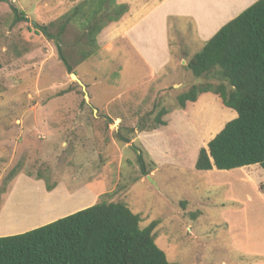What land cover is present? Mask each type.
<instances>
[{
	"label": "rangeland",
	"instance_id": "374dc122",
	"mask_svg": "<svg viewBox=\"0 0 264 264\" xmlns=\"http://www.w3.org/2000/svg\"><path fill=\"white\" fill-rule=\"evenodd\" d=\"M81 1L0 2V209L8 199L0 217V233L37 224L40 220L7 223L15 221L16 213L22 216L38 211L40 200L43 208L59 199L24 181L27 174L41 173L49 182H60L62 189L72 192L70 200L74 202L44 220L101 200L122 201L139 214L141 227L158 221L155 243L170 264H264L262 169L250 165L196 170L195 151L208 140L201 141V130L189 120V112L184 119L170 112V131L161 130L158 137L136 127L146 119L153 123L161 107L179 110L176 96L197 80L204 81L195 79L185 64L205 41L190 25L181 33L183 40L171 32L175 60L183 51L186 56L183 65L170 74V86L163 92L153 89L144 100L143 87H132L112 101L107 111L105 105L112 97L147 74L132 49L120 53L96 47L81 60L78 29L68 28L63 45L72 46L67 52L72 70H67L54 40L35 26L56 22ZM10 4L27 19L14 22ZM56 25L49 27L51 33L56 32ZM155 81L151 79L150 84ZM128 127L136 128L129 133ZM118 132L129 136V142L120 143ZM169 135L170 161L153 168L150 162L154 160L143 143L159 146V138ZM131 146L145 152L146 167L152 169L149 174H141ZM18 162L21 179L15 181L18 174L5 184L6 174Z\"/></svg>",
	"mask_w": 264,
	"mask_h": 264
},
{
	"label": "trees",
	"instance_id": "16d2710c",
	"mask_svg": "<svg viewBox=\"0 0 264 264\" xmlns=\"http://www.w3.org/2000/svg\"><path fill=\"white\" fill-rule=\"evenodd\" d=\"M10 8L14 22L27 19L13 4ZM127 10L128 6L117 0H82L56 22L35 26L54 40L59 59L72 70L67 53L72 46L63 45L68 28L77 27L81 60H85L97 47L101 29L118 21ZM54 24L57 30L51 33L49 27ZM185 68L204 81L197 80L176 96L177 109L197 101L202 93L214 94L202 97L188 111L189 120L201 130V141L208 140L198 149L194 168L230 170L259 165L264 172V0L255 1L221 26ZM169 111L161 107L153 123L146 119L136 127L142 131L166 125L162 117ZM136 127L126 130L132 133ZM116 137L120 143L130 140L121 132ZM132 148L141 174H149L152 169L146 167L145 152ZM150 163L154 168V161ZM20 164L9 170L5 184L19 174ZM34 177L45 180L47 191L56 186L41 173ZM157 224L154 220L141 227L139 214L126 203L101 200L28 231L0 236V264H170L155 243Z\"/></svg>",
	"mask_w": 264,
	"mask_h": 264
},
{
	"label": "crops",
	"instance_id": "0c3cea01",
	"mask_svg": "<svg viewBox=\"0 0 264 264\" xmlns=\"http://www.w3.org/2000/svg\"><path fill=\"white\" fill-rule=\"evenodd\" d=\"M255 1L257 0H117L118 3L126 4L128 10L118 21L111 22L101 29L96 36L97 47L100 51H120V53L124 48L130 47L134 52L135 57L139 59V63L141 64L140 67L146 70L147 74L135 85L125 88L122 94L120 93L112 97L105 105L106 110L108 111V107L112 101L120 98L125 92L132 90V87H143L141 98L144 100L148 98V94L151 96L153 89L155 92H158L159 90L160 92H163L162 89L164 87L168 88L170 86V74H173L175 70H177L178 65H183L186 56L183 51L181 57L178 60H175L171 32H173L180 41L184 29L187 25H190L192 29L195 30L194 33L197 34V37L206 42L221 26L236 17ZM175 65L177 66L176 68ZM116 68H118V65ZM153 78H155L156 81L152 85L150 84V80ZM202 97H214V94L210 92L202 93L197 98V101ZM197 101H188L184 109L169 111L163 117L166 121V125L159 126L150 132L156 136L161 130L170 131V112L173 114H179V116L182 115L180 119H184L187 116L188 111L193 105H195V103H197ZM122 106L123 109L126 107L124 104ZM107 115H111V113L107 112ZM141 132L148 131L142 130ZM169 141L170 135L167 136L166 139L161 136L159 142H157L160 143L159 146L156 143H143L144 148L153 158L156 165L163 161H170ZM160 148L162 150H158ZM198 148L199 147H197L194 154L193 164L197 157ZM212 169L218 170L215 167ZM22 175L23 174L20 173L19 176L15 178V181H19ZM15 181L12 184L13 189L16 184ZM24 181L29 185H32L34 188H37V186L39 189L42 188V193L44 195H50L53 193L55 196H58L59 199L56 198L57 201L55 203L52 202L43 208V201L40 200L37 202L39 210L33 213H22L24 214L22 216L16 213L17 218L15 221L7 223L8 225L15 223L18 225L21 222L27 223L31 220L40 221L33 226L27 224L23 229L13 233L2 232L0 233V236L22 233L90 206L86 205L82 208H76L44 220L45 216L56 215L59 209H62L65 206L70 207V205L74 203L70 200V193L72 192L68 189H62L60 182L56 183V186L51 191H47L42 179L30 175H27L24 178ZM7 201L8 199L4 200L1 206L0 217L3 214Z\"/></svg>",
	"mask_w": 264,
	"mask_h": 264
},
{
	"label": "water",
	"instance_id": "95a60500",
	"mask_svg": "<svg viewBox=\"0 0 264 264\" xmlns=\"http://www.w3.org/2000/svg\"><path fill=\"white\" fill-rule=\"evenodd\" d=\"M71 77L72 78H75L81 85H82V83L80 82V80L76 77V75L74 74V73H71ZM83 86V85H82ZM83 88H84V86H83ZM85 98H86V95H85Z\"/></svg>",
	"mask_w": 264,
	"mask_h": 264
}]
</instances>
